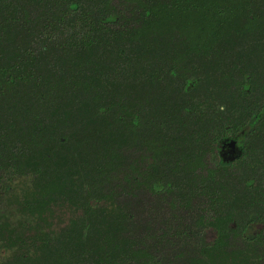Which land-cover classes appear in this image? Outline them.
Masks as SVG:
<instances>
[{
  "label": "trees",
  "instance_id": "obj_1",
  "mask_svg": "<svg viewBox=\"0 0 264 264\" xmlns=\"http://www.w3.org/2000/svg\"><path fill=\"white\" fill-rule=\"evenodd\" d=\"M0 264H264V0H0Z\"/></svg>",
  "mask_w": 264,
  "mask_h": 264
},
{
  "label": "flooded vegetation",
  "instance_id": "obj_2",
  "mask_svg": "<svg viewBox=\"0 0 264 264\" xmlns=\"http://www.w3.org/2000/svg\"><path fill=\"white\" fill-rule=\"evenodd\" d=\"M227 150H226V153H225V156L226 157H229V158H231V159H235V157L238 155V153H239V147H238V145L233 141H231L229 144H228V146H227V148H226Z\"/></svg>",
  "mask_w": 264,
  "mask_h": 264
},
{
  "label": "rangeland",
  "instance_id": "obj_3",
  "mask_svg": "<svg viewBox=\"0 0 264 264\" xmlns=\"http://www.w3.org/2000/svg\"><path fill=\"white\" fill-rule=\"evenodd\" d=\"M68 216H69V214L67 213V214H66V217H68ZM53 227H56V226H53Z\"/></svg>",
  "mask_w": 264,
  "mask_h": 264
}]
</instances>
